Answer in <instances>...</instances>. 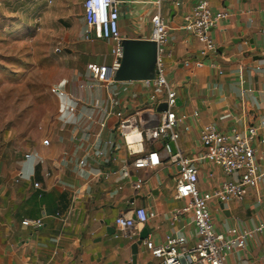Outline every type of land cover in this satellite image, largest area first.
Wrapping results in <instances>:
<instances>
[{"label": "crops", "instance_id": "0c3cea01", "mask_svg": "<svg viewBox=\"0 0 264 264\" xmlns=\"http://www.w3.org/2000/svg\"><path fill=\"white\" fill-rule=\"evenodd\" d=\"M77 1L0 0V32L7 26L2 21L6 15L36 14L41 22H52L57 32L55 50L62 58H54L48 82L38 71L35 102L21 106L22 124L34 128L16 133L12 127L18 121L12 112L0 113V126H4L0 129V264H132L131 246L138 238L116 237L119 229L115 220L122 213L131 215L137 206L157 213L142 227L149 229L146 240L159 244L167 235L183 234L190 246L198 241L191 213L173 219V211L186 203L176 196L178 165L163 160L152 168L133 169L130 178L119 171L132 157L114 132L116 116L109 118L101 141H112L104 144L113 155L107 165L117 172L101 175V161L95 156L81 163L84 149L79 138L88 123L79 116L94 112L96 99L112 107L115 98L127 113L138 112L143 120L151 114L144 80L89 86L88 64L111 63L114 41L94 35L88 38L83 5ZM155 1L120 0L123 38L152 37ZM176 1L180 4L175 0L161 2L163 16L172 27L167 77L177 93L175 110L188 115L179 125L181 135L173 147L196 157L204 151L200 134L206 124L213 123L224 132L233 127L243 131L258 124L264 115V0H210L213 10L229 13L211 29L218 46L217 67L202 54L203 45L197 37L183 27L185 14L198 0ZM46 92L50 96L45 97ZM29 110H36L31 118ZM95 114L100 116L98 111ZM94 139L92 133L90 140ZM159 142L147 137L146 147H158ZM254 145L264 173V128ZM26 153L31 156L26 157ZM198 164L202 191H211L227 179L221 167L207 159ZM138 178L143 182L136 187ZM210 209L218 231L231 226L250 229L264 222V175L243 200L213 199ZM24 218H41L44 223L35 229L25 225ZM107 220L113 234L107 231ZM136 264L163 262L143 241ZM225 264H264V230L256 232L244 248L232 251Z\"/></svg>", "mask_w": 264, "mask_h": 264}, {"label": "built area", "instance_id": "2783aa9c", "mask_svg": "<svg viewBox=\"0 0 264 264\" xmlns=\"http://www.w3.org/2000/svg\"><path fill=\"white\" fill-rule=\"evenodd\" d=\"M157 9L151 17L153 32L151 39L157 42L156 76L144 80L149 89L148 110L150 116L143 120L139 113H127L126 108L117 99H112V107H107L100 99L92 103L94 112L81 114L79 117L87 122V129L79 138V146L84 149L81 163L89 161L93 156L101 161V175L107 176L116 173L107 164L113 160V155L106 145L102 144L101 136L107 127L109 118L116 116L117 123L114 132L122 138L123 144L132 158L119 169L130 178L133 169L152 168L163 160H169L180 167L176 178V196L186 199V203L173 211V219L191 213L196 225L198 241L190 246L187 236L183 234L167 235L159 244L144 239L152 255L161 259L164 264H225L227 256L234 250L244 248L247 241L259 231L264 230V222L254 228L241 229L231 226L227 231H218L213 223L210 201L243 200L252 188L258 186L264 173L260 171L256 148L254 145L260 129L264 128V115L258 124H252L243 131L233 127L230 131H221L215 124H206L200 134L203 153L193 157L185 154L181 149L174 150L173 144L180 138L179 125L187 118V114H179L175 110L177 93L167 77L166 58L172 54L167 47L172 27L165 20L162 9V0H156ZM180 4V1H176ZM84 18L88 24V38L95 37L114 41L111 63L88 64L92 77L89 86L110 87L116 83L115 75L121 66L124 46L120 32V0H83ZM229 15L226 10H213L210 0H198L192 9L185 14L183 27L202 43L204 56L211 58V64L218 66V46L212 36L211 29ZM60 94L64 91L58 89ZM166 102L167 109L158 111L160 103ZM100 116H96V112ZM158 115V116H157ZM197 116L198 112L195 111ZM158 119V120H157ZM95 125V126H93ZM96 129L93 131V128ZM95 139H91V134ZM161 140L160 148L147 149L146 138ZM121 147V145H118ZM31 153H26V157ZM207 159L212 164L221 167L227 176L218 187L211 191H202L199 186V161ZM143 180L138 178L134 185L139 187ZM39 186V183H35ZM157 215L144 206H137L131 215L120 214L115 224L119 229L116 237L136 240L139 238L142 227L151 218ZM25 225L39 228L43 225L41 218H24Z\"/></svg>", "mask_w": 264, "mask_h": 264}, {"label": "rangeland", "instance_id": "374dc122", "mask_svg": "<svg viewBox=\"0 0 264 264\" xmlns=\"http://www.w3.org/2000/svg\"><path fill=\"white\" fill-rule=\"evenodd\" d=\"M82 2L78 0L77 4L82 6ZM36 16L23 12L9 14L2 19L7 26L0 32V113L12 112L18 121L12 127L16 133L34 128L22 124L20 117L24 116L21 106L35 102L33 93L37 95L38 71L48 82L54 72V58L62 60L55 50L53 39L57 32L52 22H41V17ZM48 96L46 92L45 97ZM35 114L36 110H29L30 118ZM158 145L160 148L161 142Z\"/></svg>", "mask_w": 264, "mask_h": 264}, {"label": "water", "instance_id": "95a60500", "mask_svg": "<svg viewBox=\"0 0 264 264\" xmlns=\"http://www.w3.org/2000/svg\"><path fill=\"white\" fill-rule=\"evenodd\" d=\"M124 53L121 66L118 69L115 79L117 81L148 80L156 76L157 61V42L149 39L123 38ZM167 109V103L162 102L157 107L158 111ZM108 233L113 234L114 228L110 227V221H106ZM149 229L144 227L140 232L139 238L135 241L132 248V264L137 263V254L140 244L148 236ZM164 264V263H163Z\"/></svg>", "mask_w": 264, "mask_h": 264}]
</instances>
